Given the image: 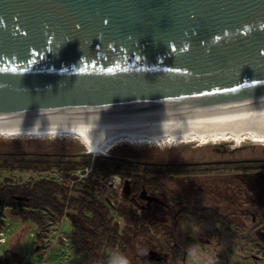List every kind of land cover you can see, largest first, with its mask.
Masks as SVG:
<instances>
[{
	"label": "water",
	"instance_id": "1",
	"mask_svg": "<svg viewBox=\"0 0 264 264\" xmlns=\"http://www.w3.org/2000/svg\"><path fill=\"white\" fill-rule=\"evenodd\" d=\"M262 108L264 0H0V130Z\"/></svg>",
	"mask_w": 264,
	"mask_h": 264
},
{
	"label": "rangeland",
	"instance_id": "2",
	"mask_svg": "<svg viewBox=\"0 0 264 264\" xmlns=\"http://www.w3.org/2000/svg\"><path fill=\"white\" fill-rule=\"evenodd\" d=\"M37 152L70 154L78 160H83L82 156H85L90 163L89 167L97 165L92 172L97 175L101 183L105 182L111 187L110 190L119 193L115 200L108 202L114 216V201L116 204L124 201L137 204V201L129 193L127 181L116 175L103 178L100 166L106 164L107 167L111 166L108 160L105 161L106 158L130 161L135 170L150 171L154 164H158L166 166L168 169L165 172L168 173L171 172L169 167L193 165L200 172V176L195 177L169 173L162 177L165 187L186 197L189 203L181 207L171 204L174 207L173 211L181 213L176 225L172 220L159 215L161 220L166 221L172 229L168 240L166 235H158L165 248L160 251L167 253L164 259L160 258L157 261L151 256L153 248L147 240L142 237L131 238L127 246L128 263L126 264H183L184 250L187 251V264H264L262 250L264 248V145L247 143L234 147L228 143H219L202 147L190 143L176 147H159L122 143L108 151L106 155H99L88 154L85 145L76 137L42 139L0 137V156ZM211 164L217 167L213 168ZM202 172L206 174L201 176ZM32 175L30 172L0 170V183L7 179L13 182L27 181ZM44 175L58 179L55 173H44ZM78 185L82 189L84 183ZM164 191L165 189H161L159 191L161 196H152L151 200H146L140 205L143 208L145 206L152 208L156 202H159L167 207L170 204L164 203L165 198L162 196ZM93 193L98 199H106ZM215 196L222 198L218 205L219 209L225 211L237 209L239 212V217L235 216L234 220L227 222L229 227L223 229L222 235L208 233V229L215 227V220L198 219V215L195 214L196 211L199 212L198 206L201 203L199 197H206L207 201H211L216 198ZM164 211L166 212L167 208ZM254 211L262 212L261 220L253 221L251 213ZM3 215L5 219L3 221L6 222L3 230L7 239L6 243L0 245V254L9 250L14 251L24 257L28 263L32 261L35 264L53 262L68 264L74 257L69 239V234L72 232L69 219L49 222L46 228L41 229L34 223L22 222L10 209H4ZM232 222L235 224L233 225ZM117 223L121 228L122 221ZM142 224L139 220V225ZM253 227L256 228L255 231ZM39 233L42 236L38 235Z\"/></svg>",
	"mask_w": 264,
	"mask_h": 264
},
{
	"label": "trees",
	"instance_id": "3",
	"mask_svg": "<svg viewBox=\"0 0 264 264\" xmlns=\"http://www.w3.org/2000/svg\"><path fill=\"white\" fill-rule=\"evenodd\" d=\"M82 157L83 160H78L74 155L49 152L0 156V170L33 174L27 181L13 182L7 179L0 183V231L6 223L2 219L4 209H10L12 214L19 217L22 222L34 223L41 229L46 228L49 222H59L68 218L72 224L69 239L74 251V257L68 264L128 263L127 246L131 238L142 237L147 240L152 245V251L165 249L158 235H166L168 240L172 229L166 221H162L156 215L175 212L171 204L181 207L189 202L183 198L184 196L165 187L162 177L167 176L168 173L195 177L200 176V172L193 165L169 167L171 172L168 173L165 172L168 169L166 166L158 164H154L150 171L135 170L130 161L106 158L105 161L108 160L111 166L107 167V164L100 166L103 178L107 179L116 175L127 181L130 194L137 201V204H131L128 201L116 204L114 201L115 217L108 202L115 200L119 193L110 190L111 187L105 182L101 183L92 171L82 180H78L75 176L78 171L84 173L85 168L90 166L86 157ZM211 166L217 167L215 164ZM95 167L97 165L92 169ZM44 173H55L58 179L45 176ZM35 174L38 175L35 177ZM204 174L206 173L202 172L201 176ZM71 180L75 182L72 184ZM82 183L84 185L81 189L78 184ZM161 189H165L162 195L165 198L164 203L170 205L166 207L159 202H156L152 208L146 206L143 208L140 205L146 200H151L152 196H161L159 194ZM93 192L106 199H98ZM198 207L199 211L205 210L202 204ZM165 208H167L166 212ZM139 220L142 221V225H139ZM168 220H172L175 225L178 221ZM117 221L120 223L122 221L121 228ZM38 235L42 236L41 233ZM262 250L264 251V248ZM0 264L35 263L32 261L28 263L24 257L9 250L0 254Z\"/></svg>",
	"mask_w": 264,
	"mask_h": 264
},
{
	"label": "bare ground",
	"instance_id": "4",
	"mask_svg": "<svg viewBox=\"0 0 264 264\" xmlns=\"http://www.w3.org/2000/svg\"><path fill=\"white\" fill-rule=\"evenodd\" d=\"M5 138L76 137L88 154L106 155L122 143L176 147L228 143L264 145V108L213 117H184L133 123H95L0 130Z\"/></svg>",
	"mask_w": 264,
	"mask_h": 264
},
{
	"label": "flooded vegetation",
	"instance_id": "5",
	"mask_svg": "<svg viewBox=\"0 0 264 264\" xmlns=\"http://www.w3.org/2000/svg\"><path fill=\"white\" fill-rule=\"evenodd\" d=\"M129 188V187H128ZM175 191V190H174ZM176 192V191H175ZM130 193V190H129ZM183 197V196H182ZM216 197V196H215ZM186 201H188V199L186 197H183ZM198 198V197H197ZM200 200V204H202V206L205 208L204 211H199L195 214L198 215V219H213V220H217V222L214 223L215 227L212 229H208V233H212V235H222L223 234V229H226L229 227V225L227 224L228 221H232L234 220V217H239V212L238 210L234 209L232 211H225L222 209L218 208L219 203L221 202L222 198L220 196H217L215 199H212L211 201H207V198L205 197H199ZM199 203V202H198ZM250 203H256L255 201H250ZM199 208V207H198ZM194 214V213H193ZM159 215H163L165 216V218L167 219H175L178 220L181 216V213L179 214V212H168V213H162V214H158L156 215V217H160ZM262 212H257L254 211L253 213H251V218L253 219V221H255L256 219H262ZM161 218V217H160ZM220 220H224L226 221L225 223H221L219 222ZM234 222V221H233ZM232 224L234 225L235 223ZM253 231L256 230L255 227H253ZM153 252H156V254L158 255H154V257L156 258V260H160V258L164 259L165 255L167 254L164 251H160V249L157 250H153ZM187 251L184 250V256H183V264H187L186 262V257H187Z\"/></svg>",
	"mask_w": 264,
	"mask_h": 264
},
{
	"label": "built area",
	"instance_id": "6",
	"mask_svg": "<svg viewBox=\"0 0 264 264\" xmlns=\"http://www.w3.org/2000/svg\"><path fill=\"white\" fill-rule=\"evenodd\" d=\"M91 171H92L91 167H86L84 173H76L75 176L78 177V180H82L84 177H86L88 174H90ZM74 182H75V180H71L72 184ZM2 219L5 220L4 217H2ZM66 219H68V218H66ZM6 239H7V236L4 232V230H1L0 231V245L6 243ZM52 264H59V263H52Z\"/></svg>",
	"mask_w": 264,
	"mask_h": 264
},
{
	"label": "clouds",
	"instance_id": "7",
	"mask_svg": "<svg viewBox=\"0 0 264 264\" xmlns=\"http://www.w3.org/2000/svg\"><path fill=\"white\" fill-rule=\"evenodd\" d=\"M125 264H126V262H125Z\"/></svg>",
	"mask_w": 264,
	"mask_h": 264
}]
</instances>
